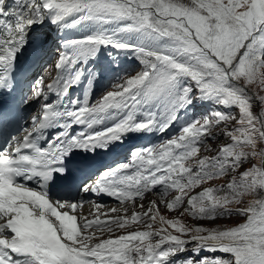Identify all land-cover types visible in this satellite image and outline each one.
<instances>
[{
    "label": "rangeland",
    "instance_id": "1",
    "mask_svg": "<svg viewBox=\"0 0 264 264\" xmlns=\"http://www.w3.org/2000/svg\"><path fill=\"white\" fill-rule=\"evenodd\" d=\"M127 1L141 7L144 2ZM152 1L157 2V8L152 13L143 14L127 4L128 7H122L126 18L109 17L114 26L111 38L117 46L130 49L125 52L135 65L134 79L124 74L112 90L118 95L124 87L144 86L145 95H141L142 88L137 90L138 96L134 97L133 103L140 102L142 98L146 113L157 109L166 125L174 114L183 112L181 120L190 126L191 121L194 123L191 131L204 134V138L211 141L207 144L203 140L199 149L189 156L178 153L176 167L181 164L184 169L183 173L172 177L176 189L154 197H166L169 192L170 202L173 196H179V203L183 204L189 193L197 195L199 190H204L205 196L201 198L198 194L194 200L197 203L192 208L183 206L174 210L165 202L162 206L150 199L136 203L134 207L148 208L154 226H162L165 230L172 229L185 236L202 234L244 241L220 247L222 251L226 250V257L232 255L230 263L225 262V257H217L211 264H234L235 261L238 264H264V250L255 246L264 245V0ZM158 1L164 4H158ZM88 4L95 9L91 15L97 9H104L105 15L109 8L119 5L116 1L103 0H88L86 6ZM127 29L130 31L125 33ZM133 34H137L139 39L131 43ZM195 41L207 47L216 59L201 52ZM235 62L236 65L231 68ZM174 64L178 68H174ZM141 70V76L135 78ZM51 71H48L46 79ZM147 72L155 75L146 82L144 76ZM175 74H183L181 83L188 86L181 84L180 87L181 102L185 103V108L172 110L178 104ZM184 74H188V80ZM228 74L240 81L242 84L239 85L246 92L238 85L233 84L235 89L229 86L226 80ZM190 84L204 93L217 92L218 99H226L227 107H222L221 103L220 108L215 107L221 113L212 114L209 119L202 117L200 110L195 114ZM199 98L200 103L206 101L204 97ZM191 108L194 115L190 121L188 113ZM224 120L223 129L216 127ZM218 149H227L226 152L231 155L221 158ZM222 161L230 163L229 166ZM199 168H203L200 177L194 173V169ZM181 176L185 177L184 182ZM126 206L121 208L125 209L123 214L129 215L131 206ZM199 211H208V214L199 216ZM216 213L218 215L211 220L210 215Z\"/></svg>",
    "mask_w": 264,
    "mask_h": 264
},
{
    "label": "bare ground",
    "instance_id": "2",
    "mask_svg": "<svg viewBox=\"0 0 264 264\" xmlns=\"http://www.w3.org/2000/svg\"><path fill=\"white\" fill-rule=\"evenodd\" d=\"M16 1L18 0H0V7L5 4L10 5L12 2H16ZM86 1L88 0H28L30 4L31 22L33 26L37 28L33 32V35L35 36L33 46H39L40 43L43 41L44 46L46 45V48L48 50V48L52 46V43L49 44V42L53 40V36H55L57 33H64V31H58V27L61 26V24L65 25L69 23L70 20L74 21V23L82 22L83 19L87 17V13H88ZM103 1H116V3L119 4L110 12H108V14L110 13L111 15L114 14L121 15L123 13L122 7L126 6L127 4H130V2L127 0H103ZM141 4L143 5L142 7L140 6V4L137 3H131L130 5L134 10H140L143 14H145L146 12L147 14L150 12L152 13L157 8V2H153L152 0H144V2H142ZM158 4H164V3L163 1H161ZM47 8L50 10L51 13L57 12L56 22L49 27H42L41 23L45 19L44 14ZM91 16L93 17L94 15ZM198 41L196 42L199 43ZM199 45L206 52V54L208 53L211 55L210 50L207 49V47L203 46L202 44ZM31 50H33L32 45H30V49L28 51ZM68 74H69V69H67L64 75L68 78ZM129 131H134V128L131 127ZM184 142H186V139L184 140ZM119 197L121 196L119 195ZM87 210H91L90 205L87 208ZM9 213H10L9 208L6 206V204H4L1 207L2 216L0 217V222L4 220L3 216H7ZM0 231H1V226H0ZM4 237L5 235L3 233H0V240H2ZM112 247L113 245H111V243H106L104 245H101L100 249L102 252L97 248H93L91 251H89V253L96 256L100 262H103L105 256L108 257L112 253L114 249ZM257 247L264 249V245L262 246L258 245Z\"/></svg>",
    "mask_w": 264,
    "mask_h": 264
},
{
    "label": "water",
    "instance_id": "3",
    "mask_svg": "<svg viewBox=\"0 0 264 264\" xmlns=\"http://www.w3.org/2000/svg\"><path fill=\"white\" fill-rule=\"evenodd\" d=\"M235 83H237V84H242V83H239V82H237V81H235ZM244 86V85H243ZM248 89V88H247ZM263 157H264V151H263ZM262 171H263V173H264V166L262 165Z\"/></svg>",
    "mask_w": 264,
    "mask_h": 264
}]
</instances>
